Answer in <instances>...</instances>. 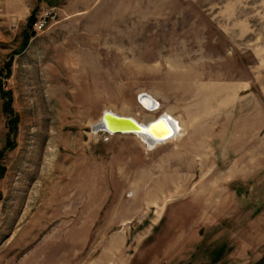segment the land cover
<instances>
[{
	"label": "rangeland",
	"instance_id": "374dc122",
	"mask_svg": "<svg viewBox=\"0 0 264 264\" xmlns=\"http://www.w3.org/2000/svg\"><path fill=\"white\" fill-rule=\"evenodd\" d=\"M0 264H264V0H0Z\"/></svg>",
	"mask_w": 264,
	"mask_h": 264
},
{
	"label": "water",
	"instance_id": "95a60500",
	"mask_svg": "<svg viewBox=\"0 0 264 264\" xmlns=\"http://www.w3.org/2000/svg\"><path fill=\"white\" fill-rule=\"evenodd\" d=\"M163 123L160 129L157 124ZM93 128L110 134L131 133L140 135L146 142L157 143L167 140L175 133L174 124L164 115H159L154 120L138 122L129 115H117L110 110H104Z\"/></svg>",
	"mask_w": 264,
	"mask_h": 264
},
{
	"label": "bare ground",
	"instance_id": "6f19581e",
	"mask_svg": "<svg viewBox=\"0 0 264 264\" xmlns=\"http://www.w3.org/2000/svg\"><path fill=\"white\" fill-rule=\"evenodd\" d=\"M140 101L150 110V111H156L157 109H159V104L157 103V101L156 100H154L153 99V97H151V96H149V95H146V94H142L141 95V97H140ZM111 111V110H110ZM111 112H113V113H115V114H117V115H122V114H118V113H116V112H114V111H111ZM161 115H164L168 120H170L173 124H174V127H175V133L170 137V138H168L167 140H163V141H161V142H157V143H150V142H146L145 140H144V138L142 137V136H140V135H136L137 137H139V138H141L147 145H149V146H156V145H158V144H162V143H166L167 141H169V140H171V139H173V138H176L178 135H179V137L182 135V126H181V122L176 118V117H174L173 115H172V110L171 109H169V110H167V111H165V112H163V114H161ZM124 116H126V115H124ZM130 117H132V116H130ZM132 118H134V117H132ZM147 119L148 118H152L151 116H147L146 117ZM135 119V118H134ZM156 119V118H155ZM136 120V119H135ZM152 120H154V119H152ZM138 121V120H137ZM138 122H141V121H138ZM157 126L161 129L162 127H163V123L161 122V123H159V124H157Z\"/></svg>",
	"mask_w": 264,
	"mask_h": 264
},
{
	"label": "trees",
	"instance_id": "16d2710c",
	"mask_svg": "<svg viewBox=\"0 0 264 264\" xmlns=\"http://www.w3.org/2000/svg\"><path fill=\"white\" fill-rule=\"evenodd\" d=\"M7 108H10V104H9V102H7V103L5 104L4 109L7 110ZM8 110H9V109H8ZM9 111H10V110H9Z\"/></svg>",
	"mask_w": 264,
	"mask_h": 264
},
{
	"label": "built area",
	"instance_id": "2783aa9c",
	"mask_svg": "<svg viewBox=\"0 0 264 264\" xmlns=\"http://www.w3.org/2000/svg\"><path fill=\"white\" fill-rule=\"evenodd\" d=\"M44 24H45V22H44ZM42 25H43V23L40 22V23H39V27H41Z\"/></svg>",
	"mask_w": 264,
	"mask_h": 264
}]
</instances>
